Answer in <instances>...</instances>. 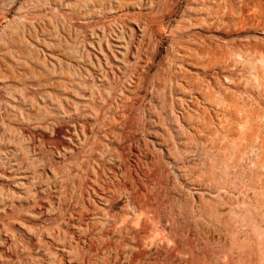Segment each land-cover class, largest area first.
<instances>
[{"label": "rangeland", "instance_id": "374dc122", "mask_svg": "<svg viewBox=\"0 0 264 264\" xmlns=\"http://www.w3.org/2000/svg\"><path fill=\"white\" fill-rule=\"evenodd\" d=\"M117 263L264 264V0H0V264Z\"/></svg>", "mask_w": 264, "mask_h": 264}, {"label": "bare ground", "instance_id": "6f19581e", "mask_svg": "<svg viewBox=\"0 0 264 264\" xmlns=\"http://www.w3.org/2000/svg\"><path fill=\"white\" fill-rule=\"evenodd\" d=\"M97 43V42H96ZM97 46H98V44H97ZM111 46V45H110ZM123 47V46H122ZM117 48H119V47H117ZM122 49V48H121ZM106 51V50H105ZM111 51V50H110ZM119 53V52H118ZM121 53V52H120ZM102 54V53H101ZM94 55V54H93ZM103 55V54H102ZM107 55V54H106ZM104 56V55H103ZM111 56V55H110ZM115 56V55H114ZM119 56V55H118ZM102 57V56H101ZM108 57V56H107ZM111 58V57H110ZM118 59V58H117ZM102 60V59H101ZM108 61H110L109 59H108ZM99 63V62H98ZM109 64H110V62H109ZM100 66V65H99ZM106 66V65H105ZM228 113V112H227ZM61 130V129H60ZM61 132V131H60ZM62 134H64V132L62 133ZM61 134V135H62ZM113 176V175H112ZM126 182V181H125ZM109 183V182H108ZM96 189V188H95ZM146 189V188H145ZM119 193V192H118ZM134 195V194H133ZM137 195V194H136ZM99 205V204H98ZM127 214V213H126ZM142 223V222H141ZM164 225V224H163ZM128 226V225H127ZM127 228V227H126ZM139 232V231H138ZM127 233H128V231H127ZM134 234V233H133ZM108 235V234H107ZM131 235V234H130ZM136 236V235H135ZM124 238H125V236H124ZM162 238V237H161ZM159 239V238H158ZM176 241V240H175ZM134 242V241H133ZM124 243V242H123ZM177 243V242H176ZM141 244V243H140ZM91 245V244H90ZM93 245V244H92ZM92 245H91V247H92ZM177 245V244H176ZM106 246V245H105ZM137 246V245H136ZM140 246V245H139ZM98 247V246H97ZM122 247V246H121ZM157 248V247H156ZM118 250H119V247H118ZM78 252V251H77ZM147 252V251H146ZM164 252H165V250H164ZM172 252H173V250H172ZM150 253V252H149ZM167 253V252H166ZM140 254V253H139ZM163 254V253H162ZM123 255V254H122ZM126 255V254H125ZM133 255V254H132ZM156 255V254H155ZM137 256V255H136ZM147 256V255H146ZM85 258V257H84ZM131 260V259H130ZM132 261V260H131ZM137 261V260H136ZM115 263V262H114ZM118 264V263H117ZM140 264V263H139ZM142 264V263H141Z\"/></svg>", "mask_w": 264, "mask_h": 264}]
</instances>
